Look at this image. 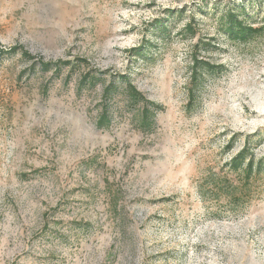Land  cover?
I'll use <instances>...</instances> for the list:
<instances>
[{"label":"rangeland","instance_id":"rangeland-1","mask_svg":"<svg viewBox=\"0 0 264 264\" xmlns=\"http://www.w3.org/2000/svg\"><path fill=\"white\" fill-rule=\"evenodd\" d=\"M235 1L0 0V52L34 57L0 62V264H264V173L238 207L199 194L241 181L227 166L248 141L264 159V37L226 39ZM195 55L218 69L190 106ZM122 75L163 107L149 132L105 95Z\"/></svg>","mask_w":264,"mask_h":264},{"label":"trees","instance_id":"trees-1","mask_svg":"<svg viewBox=\"0 0 264 264\" xmlns=\"http://www.w3.org/2000/svg\"><path fill=\"white\" fill-rule=\"evenodd\" d=\"M174 13V12H173ZM252 15L249 14V5L243 0L235 1L228 5L221 13L220 30L231 42L238 44H249L264 37V20L260 23L251 21ZM159 23V22H158ZM183 32L191 38H196L199 31L195 24V19L187 21L184 25ZM210 46L211 43H208ZM199 48V43L195 46ZM143 48L135 50L138 56H141ZM22 53L23 57L32 60L34 57L25 51L21 46H14L6 51L0 52V62L5 56H13ZM81 62H85L82 60ZM41 69L44 72L49 71L52 67H57L60 70L62 66H67L70 63H44L40 62ZM217 66L205 60L199 59L196 55L193 57V72L190 86V106L196 98V91L199 87L201 73L203 71L215 72ZM96 78V77H95ZM84 77L83 80H86ZM120 85H111L105 89V95L110 94V97L122 95L127 104V110L134 111V119L138 127L146 132L153 129L155 117L158 112L163 111V107L155 102L150 101L131 81L127 75L119 77ZM112 93V95H111ZM112 123V113L105 108L98 122V127L109 128ZM248 141L245 148L238 153L227 166L229 171L235 174L236 181L230 179L228 175L220 176L214 174L207 180H210L212 185V195H208L207 187L200 189V196L204 201L218 200L222 197L228 198V205L238 207L246 203V200L251 197L250 183L259 175L264 173V159L257 161ZM206 186V185H205Z\"/></svg>","mask_w":264,"mask_h":264}]
</instances>
